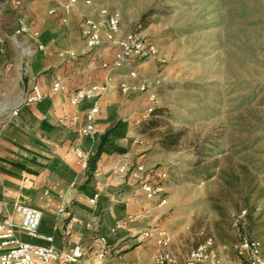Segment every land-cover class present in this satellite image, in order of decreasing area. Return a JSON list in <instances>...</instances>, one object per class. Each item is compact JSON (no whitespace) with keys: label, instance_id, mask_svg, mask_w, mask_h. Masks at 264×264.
I'll use <instances>...</instances> for the list:
<instances>
[{"label":"rangeland","instance_id":"374dc122","mask_svg":"<svg viewBox=\"0 0 264 264\" xmlns=\"http://www.w3.org/2000/svg\"><path fill=\"white\" fill-rule=\"evenodd\" d=\"M92 1L79 0L72 21L118 12L121 34L140 28L166 56L127 62L115 76L149 86L126 95L138 120L131 145L149 167L168 169L171 252L183 263L212 237L225 263L236 260L244 210L239 230L264 246V0ZM177 133L176 145L162 143Z\"/></svg>","mask_w":264,"mask_h":264},{"label":"crops","instance_id":"0c3cea01","mask_svg":"<svg viewBox=\"0 0 264 264\" xmlns=\"http://www.w3.org/2000/svg\"><path fill=\"white\" fill-rule=\"evenodd\" d=\"M63 2L0 0L3 29L12 32L22 15L31 30L39 32L38 36L10 37L0 49V112L18 106L34 84L44 92L57 82L63 85L40 102L20 105L19 114L0 135V199L8 203L0 211V219L14 213L16 203H26L42 211L39 233L53 236L59 250L76 241L83 244L88 254L78 264H156L159 234L148 239H141L140 234L149 228L164 229L176 241L177 234L168 229L166 221L172 201L170 188L167 184L168 201L161 204L160 199L148 200L128 174H115L121 160L134 165L144 162L131 145L138 122L126 99L132 91H121L119 85L126 79L115 76V70L100 102L95 135L81 133L93 101L76 106L71 96L79 88L107 81L110 71L103 64L114 60L115 49L103 45L81 54L86 45L82 18L75 16L72 21L73 8L68 14L71 23L63 22L67 15ZM53 8L56 12L50 13ZM108 132L109 141L102 145ZM76 148L93 150L87 169L81 167ZM18 236L32 243H50L22 230ZM102 236L106 245L100 242ZM101 250H105L103 259L97 255Z\"/></svg>","mask_w":264,"mask_h":264},{"label":"built area","instance_id":"2783aa9c","mask_svg":"<svg viewBox=\"0 0 264 264\" xmlns=\"http://www.w3.org/2000/svg\"><path fill=\"white\" fill-rule=\"evenodd\" d=\"M79 0H66L63 2V8L67 15L63 22L69 20L68 14L76 7ZM87 4H93L92 0H86ZM56 9L50 10L55 13ZM120 14L110 12L106 8H100L96 17L83 15L81 20V34L85 40V48L81 54L89 52L91 49L103 45L113 46L115 57L111 63L105 62L103 66L109 69L107 81L105 83H95L75 90L71 96V103L79 105L85 101H93V105L86 114V124L81 128L84 136L93 137L96 133L97 116L100 112V102L108 91L113 80V71L120 69L127 62L137 59H150L164 63L166 56L160 50L158 44L144 35L140 28L128 30L121 34ZM27 35L38 36V31H32L27 19L19 15L16 19V25L12 32L3 29L0 26V49L2 50L10 37ZM76 56L74 52L69 53ZM131 77H137V72L132 70ZM121 91L125 94L131 91L148 90L147 83L132 85L124 80L119 85ZM60 82L54 84L50 91L44 92L38 84L25 93L18 106L11 110L0 112V135L4 128L19 114V106L23 104H32L42 101L47 96L53 95L62 89ZM156 94L150 95V100L154 101ZM153 110V106L148 112ZM80 165L87 169L93 150L83 151L80 148L75 149ZM115 174H128L132 179L139 183V187L144 192L148 200L160 199L161 204L167 203L166 188L169 183V172L165 167H149L145 162L133 164L130 160H121L116 168ZM98 194L91 199L96 202ZM7 202L0 199V211L7 207ZM61 208L60 211H63ZM246 210L242 211L234 221V227L237 229V242L235 249L238 258L230 263H225L214 247V240L208 237L205 241L199 243L189 254L185 262L180 263L176 256L171 252L172 237L164 229L153 230L151 228L144 230L140 234L141 239L152 238L156 232L159 234L156 253V264H264V246L258 239L249 238L244 232L239 230V226L246 218ZM43 213L26 203L18 202L15 204L14 213L8 214L0 219V264H78L88 254V250L80 241H76L73 246L65 250H59L54 245L53 236H43L39 233ZM18 230H22L32 238L41 237L49 241L48 245H42L25 241L18 236ZM102 245H106V238L100 237ZM99 258L105 257V250L99 251Z\"/></svg>","mask_w":264,"mask_h":264},{"label":"trees","instance_id":"16d2710c","mask_svg":"<svg viewBox=\"0 0 264 264\" xmlns=\"http://www.w3.org/2000/svg\"><path fill=\"white\" fill-rule=\"evenodd\" d=\"M153 111V115H156L157 114V110H152ZM153 122V119H150L148 120L147 122H145V124H143V127L146 125V124H149ZM120 124H118L117 126L119 127ZM145 131V130H144ZM111 132L107 133L106 135H104L102 137V145L105 144L106 142L109 141V136H110ZM180 137H181V133H177L173 136H168V137H165L162 139V143L167 146V147H172L174 145H176L179 141H180ZM120 151L124 152L125 149L124 148H118ZM101 151V149H100ZM99 153V152H98Z\"/></svg>","mask_w":264,"mask_h":264}]
</instances>
